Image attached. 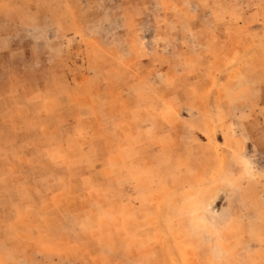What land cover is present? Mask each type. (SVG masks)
Returning <instances> with one entry per match:
<instances>
[{
  "label": "rangeland",
  "instance_id": "1",
  "mask_svg": "<svg viewBox=\"0 0 264 264\" xmlns=\"http://www.w3.org/2000/svg\"><path fill=\"white\" fill-rule=\"evenodd\" d=\"M0 264H264V0H0Z\"/></svg>",
  "mask_w": 264,
  "mask_h": 264
}]
</instances>
